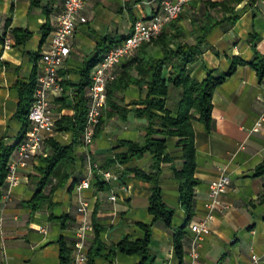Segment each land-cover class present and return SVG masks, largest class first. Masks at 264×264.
I'll return each mask as SVG.
<instances>
[{"label": "crops", "instance_id": "1", "mask_svg": "<svg viewBox=\"0 0 264 264\" xmlns=\"http://www.w3.org/2000/svg\"><path fill=\"white\" fill-rule=\"evenodd\" d=\"M63 1L53 0L46 12L44 4L32 7L30 0H0V141L7 145L17 142L23 128V121L17 116L19 83L28 82L34 72L37 74L40 53L46 47ZM158 6L157 0H85L81 12L87 22L77 26L71 38L70 53L58 72L62 83H69L67 105L72 103L84 62L94 53L95 38L124 37L130 32L134 20L152 16ZM208 9L207 0H193L184 7L176 28L183 31L187 42L194 41L191 22L197 17L203 20ZM226 16H236V19L215 26L206 36L196 61L187 66L190 76L198 81L209 72L223 74L230 68L233 58L248 62L253 60L255 52L264 55V0H241L234 13ZM16 28L30 32L22 43H17L11 32ZM4 37L11 40L9 49L3 48ZM145 51L160 54L157 48L135 49L121 61L118 70ZM130 76L136 77V72L130 71ZM263 81L264 74L260 78L249 64H237L234 72L212 93L211 129L193 122L194 176L198 184L194 187V215L189 224L205 214L204 204L212 180L225 172L230 184L219 196L222 208L215 211L209 224L210 231L201 236L197 247L199 256L193 263L187 254L190 239L194 236L188 224L183 264H249L252 253L260 256L254 264H264V174H254L255 167L264 159V123L257 131H252L264 107ZM169 90L167 106L172 109L178 91ZM143 91L138 85L128 83L116 93L115 102L129 109L126 118L122 120L118 115L107 118L87 147L91 158L101 166L116 153L125 151L121 141H143L145 119L134 117L132 110L135 106L130 105L143 97ZM56 98L50 97L53 114L58 117L72 115L73 110L69 107L58 111ZM53 138L70 143L73 136L69 132L55 131ZM176 141L177 138H167V151L174 157V166L180 168L181 152ZM46 153L47 147L43 144L42 153L19 170L21 176L27 177V183L11 187L9 200L4 205L0 203V264H60L61 242L67 247L71 245L74 229L83 218L76 212L74 188L91 169L81 143L75 146L73 176L64 188L51 194L49 205L33 210L26 204L35 187L34 167L39 164L41 154L45 156ZM151 164L148 153L125 164L116 162L107 169L116 173L118 179L106 183L104 190L97 189L101 176L92 173L91 187L84 191L88 203L87 218L101 229V239L106 247H115L124 237L134 239L141 236L137 223L152 224L149 248L155 254L156 264H177L172 230L161 222L152 223V216L147 212L150 185L134 176V169L148 172ZM73 178L76 183L69 189ZM122 184L129 187L128 191L120 190ZM159 186L164 202L174 211L172 226L182 225L185 213L178 200V183L168 163L161 167ZM111 192L117 196L114 203L108 199ZM62 215H67L65 228L58 218ZM42 228L45 231H41ZM93 237L94 230L89 234L88 248ZM138 261L136 255L118 253L98 262L136 264Z\"/></svg>", "mask_w": 264, "mask_h": 264}, {"label": "trees", "instance_id": "2", "mask_svg": "<svg viewBox=\"0 0 264 264\" xmlns=\"http://www.w3.org/2000/svg\"><path fill=\"white\" fill-rule=\"evenodd\" d=\"M240 2L241 0H207L208 8L216 9L221 17L216 18L208 12L203 20L195 19L192 21L193 43L187 42L184 39L183 31L176 28V23L181 20L179 15L167 23L157 38L140 45L137 50L152 47L159 49L160 54L155 55L146 51L143 54H137L130 59L127 66L118 70L115 80L107 85L106 107L95 130L96 134L104 121L111 116L118 115L122 120L126 118L129 109L115 102L117 92L121 91L128 83H134L144 89L143 97L130 103V105L135 106L132 110L134 117L145 119L143 141H121L125 151L116 153L114 158L107 160L101 167L107 169L116 162L125 164L142 157L144 153L150 155L152 160L150 170L143 172L140 169H134L133 172L137 179L150 185L147 212L152 216V223L161 222L165 227L172 230L173 254L177 264H183L184 240L187 235V226L194 215V187L198 184V180L194 176L193 122L197 121L205 129H211L212 93L227 76L234 72L237 64H249L260 78L264 74V55L261 56L257 52H255L253 60L248 62L233 58L232 64L226 72L219 75L209 72L201 81L192 78L187 69L189 64L196 61L210 31L217 25L236 19V16L227 17L226 15L233 14L235 6ZM52 3L53 0H30L32 7H40L44 4L46 12L47 7ZM172 29L173 31H171ZM11 32L17 43L25 41L30 34L27 29L20 28L13 29ZM125 36L118 39H112L109 36L95 38L94 53L84 62L80 71L81 77L75 84L71 105L66 104L69 83H62L63 93L55 99L59 104L58 111L69 107L73 113L72 115L61 114L55 121V129L69 132L73 139L70 143L64 144L53 137L45 139L44 144L47 147V153L40 157L39 164L34 167L35 187L31 199L26 203L31 209L38 210L49 205L51 194L59 188H64L73 176L76 161L75 146L81 143V134L86 122L85 94L86 88L90 84L89 73L101 60L104 53L112 46L120 43ZM132 70L136 72V77L130 76ZM35 83V72L28 82L19 83L17 116L23 121V128L17 142L23 137L27 127V112L33 100ZM170 88L178 91V98L172 109L167 106ZM169 137L177 138L176 145L181 152L179 159L182 161L180 168L174 166V157L167 151L166 141ZM17 142L14 145H7L0 141V197L7 188L5 183L7 163ZM166 163L171 165L173 178L178 183V200L185 213L184 223L178 227L172 226L174 211L164 202L159 186L161 167ZM254 174L255 176L264 174V159L255 167ZM75 183L76 178H73L69 189ZM97 185H99L98 190H104L106 183L98 181ZM58 218L62 228H65L67 215ZM92 226L94 237L88 248L87 264H100L98 262L100 259L107 260L118 253L138 256L139 261L136 264H156L155 254L149 248L152 224L137 223L141 236L134 239L124 237L115 247H106L101 239V229L94 221H92ZM70 253L71 247H67L64 242H61L60 264L69 261Z\"/></svg>", "mask_w": 264, "mask_h": 264}, {"label": "built area", "instance_id": "3", "mask_svg": "<svg viewBox=\"0 0 264 264\" xmlns=\"http://www.w3.org/2000/svg\"><path fill=\"white\" fill-rule=\"evenodd\" d=\"M158 10L148 18L134 20L130 26V32L118 44L109 48L101 60L91 69L89 73L90 84L86 90V122L81 134V144L84 147L85 158L90 166L87 177L75 185L76 212L82 215V219L74 229L73 240L70 245V259L65 264H87L88 261V237L93 231L92 222L87 218L88 203L84 198V191L91 187L90 176L97 173L102 181L107 184L117 180L118 176L109 169H103L94 161L87 147L92 143L95 130L99 125L100 118L106 107V88L108 83L115 80L118 73V65L121 61L137 49L140 45L148 43L161 33L167 23L177 18L183 11L185 5L192 0H157ZM85 0H64L56 17L53 30L49 36L46 47L40 53L36 66V83L33 91V100L27 112V127L23 137L17 142L7 163V175L5 183L7 188L2 192L0 203L4 205L10 198V188L22 183H27V177L21 176L19 170L26 168L29 162L42 152L45 139L52 137L55 131V116L51 111L50 97H59L63 93L62 81L58 76L59 69L70 53L71 38L79 24L87 22L82 15ZM11 40L4 37L3 48L9 49ZM264 90V81L262 83ZM264 104V99H263ZM264 123V107L262 113L256 120L252 131H257ZM230 184L227 173L222 172L218 178L212 180L208 185V198L205 214L196 222L189 224V230L194 233L190 239L187 252L193 263L197 260L198 242L203 234L210 231V222L214 218L215 211L222 208L219 200L220 194L225 192ZM129 187L125 184L120 190L126 192ZM111 202H116L117 196L114 192L108 196ZM115 210H113V215ZM45 231V229H41ZM260 260V256L252 253L250 263L254 264Z\"/></svg>", "mask_w": 264, "mask_h": 264}, {"label": "rangeland", "instance_id": "4", "mask_svg": "<svg viewBox=\"0 0 264 264\" xmlns=\"http://www.w3.org/2000/svg\"><path fill=\"white\" fill-rule=\"evenodd\" d=\"M208 12H209V13H213V14L215 15L216 18H220V13H219L216 9H210V10L208 9ZM214 15H213V16H214ZM196 17H197V15H196ZM196 17H195V18H196ZM197 18H199V17H197ZM197 18H196V19H197ZM188 42L193 43V42H191V41H189V40H188ZM153 49H155V48H153ZM155 55H156V54H155ZM51 111H52V108H51ZM55 131H57V130L55 129ZM55 131H54V133H55ZM53 136H54V135H53ZM53 136H52V137H53ZM61 143L64 144L63 141H61ZM41 153H42V152H41ZM41 157H43L42 154H41Z\"/></svg>", "mask_w": 264, "mask_h": 264}]
</instances>
